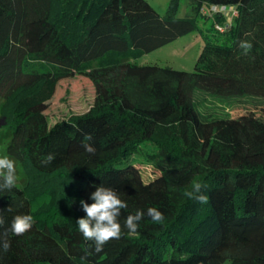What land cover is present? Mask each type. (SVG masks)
Here are the masks:
<instances>
[{"label": "trees", "instance_id": "obj_1", "mask_svg": "<svg viewBox=\"0 0 264 264\" xmlns=\"http://www.w3.org/2000/svg\"><path fill=\"white\" fill-rule=\"evenodd\" d=\"M187 2L189 14L178 18L177 0L164 16L145 0H0V157L30 172L0 195V240L10 243L0 264H264V121L203 115L196 99L264 106V0ZM209 5L234 7L235 23L219 33L224 17L200 13ZM198 15L218 36L205 35L192 72L129 61L191 33ZM242 40L252 44L248 55ZM73 74L92 84L93 103L51 124L33 109ZM46 86L39 100L10 105ZM137 164L152 177L144 181ZM193 181L207 203L184 195ZM100 185L127 202L122 226L137 210L145 215L137 234L123 228L97 253L66 216L85 217L80 201L91 204ZM150 207L162 224L147 216ZM24 214L32 228L13 235L12 219Z\"/></svg>", "mask_w": 264, "mask_h": 264}, {"label": "rangeland", "instance_id": "obj_2", "mask_svg": "<svg viewBox=\"0 0 264 264\" xmlns=\"http://www.w3.org/2000/svg\"><path fill=\"white\" fill-rule=\"evenodd\" d=\"M148 4L160 15L164 16L169 8L171 0H145ZM190 12V6L187 0H177L175 7V14L178 18H185ZM235 20H233V24ZM198 27L175 41L160 47L149 53H141L135 58H129V61L141 65H158L162 67H170L175 70L192 72L198 54L204 41L207 39L205 35L216 34L211 26V21L205 19L201 15L197 16ZM109 57L107 61H110ZM106 62V59L104 60ZM96 62L92 67H96ZM47 91V86L44 88L31 89L29 92H20L15 95L10 105L13 109L21 104L39 100ZM94 88L92 84L84 79L82 76L73 74L71 76L58 80L54 91L48 102L35 107L33 110L47 115L50 123L67 119L71 115H81L85 113L93 103ZM199 110L203 115H230V117H237L241 114H250L255 118L264 121V106H254L245 99L242 101V106L232 108L233 104L229 101H223L202 92L197 93L196 96ZM23 102V103H22ZM2 99L0 97V108ZM126 162L118 166L125 165ZM142 174L144 181L152 177L153 173L149 166L137 164ZM17 180L26 181L30 172L22 166L16 164ZM67 220L75 222L78 217L74 215L66 216Z\"/></svg>", "mask_w": 264, "mask_h": 264}, {"label": "clouds", "instance_id": "obj_3", "mask_svg": "<svg viewBox=\"0 0 264 264\" xmlns=\"http://www.w3.org/2000/svg\"><path fill=\"white\" fill-rule=\"evenodd\" d=\"M239 47L243 50L244 55H248L252 44L247 40L239 42ZM86 140L91 141L92 136L88 135ZM85 152L94 155L95 147L91 143L83 145ZM55 159L53 154H48L43 163L51 164ZM17 183L16 162L7 156L0 157V195L4 192H10ZM205 186L199 181H193L191 190L186 191L184 195L189 199H194L200 203H207L208 197L202 194ZM91 204L84 200L80 201L82 210L86 213L85 217L78 218L76 224L78 231L82 234L86 241H93L95 252L103 251L104 246L113 239H120L123 228L128 230L129 235L137 234L139 221L144 217L142 210H137L135 214H129L124 219L123 226L119 218L122 210L128 207L127 202L120 198V195L111 187L104 185L97 186L95 191L91 193ZM8 211H12L9 207ZM35 210V209H33ZM147 216L151 218L153 223L162 224L165 217L164 214L155 207L147 209ZM5 223L4 218L0 215V226ZM34 220L32 215H16L11 222L10 230L13 235L20 236L28 232L33 226ZM10 243L7 240H0V250L8 251Z\"/></svg>", "mask_w": 264, "mask_h": 264}, {"label": "built area", "instance_id": "obj_4", "mask_svg": "<svg viewBox=\"0 0 264 264\" xmlns=\"http://www.w3.org/2000/svg\"><path fill=\"white\" fill-rule=\"evenodd\" d=\"M200 13L203 15H219L224 17V24H216L215 29L219 33H223L231 24L232 21L237 17V12L232 6L225 5H209L200 8Z\"/></svg>", "mask_w": 264, "mask_h": 264}, {"label": "crops", "instance_id": "obj_5", "mask_svg": "<svg viewBox=\"0 0 264 264\" xmlns=\"http://www.w3.org/2000/svg\"><path fill=\"white\" fill-rule=\"evenodd\" d=\"M232 23H233V21H232Z\"/></svg>", "mask_w": 264, "mask_h": 264}]
</instances>
